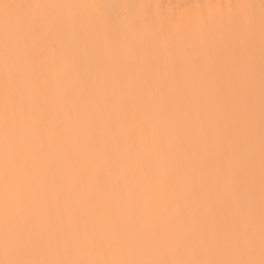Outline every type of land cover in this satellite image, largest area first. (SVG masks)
<instances>
[{"label": "bare ground", "instance_id": "1", "mask_svg": "<svg viewBox=\"0 0 264 264\" xmlns=\"http://www.w3.org/2000/svg\"><path fill=\"white\" fill-rule=\"evenodd\" d=\"M5 2L0 260L259 261L264 0Z\"/></svg>", "mask_w": 264, "mask_h": 264}, {"label": "snow or ice", "instance_id": "2", "mask_svg": "<svg viewBox=\"0 0 264 264\" xmlns=\"http://www.w3.org/2000/svg\"><path fill=\"white\" fill-rule=\"evenodd\" d=\"M25 6L21 4L7 3L5 0H0V12L3 13L5 20L6 31L10 24H14L16 31L23 28L25 23V18L21 15V9ZM32 7V6H29ZM39 7V6H35ZM11 162L6 164L5 170V181L6 183L11 182V177L9 175V168L11 167ZM6 253H7V243H6ZM253 253V247L251 244L247 245L246 248L241 251V258L238 259H160V260H127V261H115L113 264H264V237H262V251L261 259L256 261L250 258ZM213 255L211 250H209V256ZM0 264H78V262L67 261V260H39V259H9L5 258L0 260ZM79 264H96V262H79Z\"/></svg>", "mask_w": 264, "mask_h": 264}]
</instances>
